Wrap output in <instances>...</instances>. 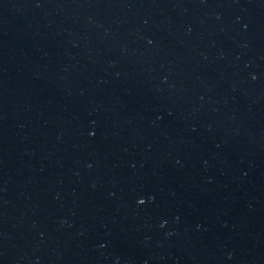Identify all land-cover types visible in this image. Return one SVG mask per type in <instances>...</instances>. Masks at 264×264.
Masks as SVG:
<instances>
[{
    "label": "water",
    "instance_id": "obj_1",
    "mask_svg": "<svg viewBox=\"0 0 264 264\" xmlns=\"http://www.w3.org/2000/svg\"><path fill=\"white\" fill-rule=\"evenodd\" d=\"M0 264H264V0H0Z\"/></svg>",
    "mask_w": 264,
    "mask_h": 264
}]
</instances>
